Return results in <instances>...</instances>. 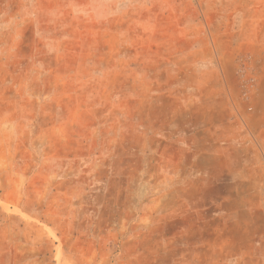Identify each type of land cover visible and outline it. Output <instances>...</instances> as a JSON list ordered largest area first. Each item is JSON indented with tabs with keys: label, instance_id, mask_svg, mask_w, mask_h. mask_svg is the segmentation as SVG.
I'll return each mask as SVG.
<instances>
[{
	"label": "rangeland",
	"instance_id": "374dc122",
	"mask_svg": "<svg viewBox=\"0 0 264 264\" xmlns=\"http://www.w3.org/2000/svg\"><path fill=\"white\" fill-rule=\"evenodd\" d=\"M0 264H264V0H0Z\"/></svg>",
	"mask_w": 264,
	"mask_h": 264
}]
</instances>
